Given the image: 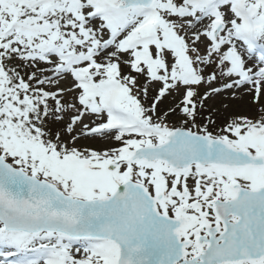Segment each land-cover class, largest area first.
I'll list each match as a JSON object with an SVG mask.
<instances>
[{"label":"snow or ice","instance_id":"6c2138e0","mask_svg":"<svg viewBox=\"0 0 264 264\" xmlns=\"http://www.w3.org/2000/svg\"><path fill=\"white\" fill-rule=\"evenodd\" d=\"M0 264H264V0H0Z\"/></svg>","mask_w":264,"mask_h":264},{"label":"rangeland","instance_id":"374dc122","mask_svg":"<svg viewBox=\"0 0 264 264\" xmlns=\"http://www.w3.org/2000/svg\"><path fill=\"white\" fill-rule=\"evenodd\" d=\"M217 107H219V101H214L213 102ZM222 111H223V109H222Z\"/></svg>","mask_w":264,"mask_h":264}]
</instances>
